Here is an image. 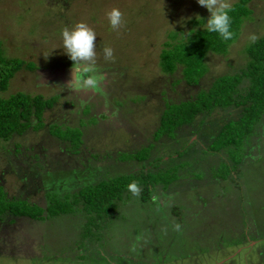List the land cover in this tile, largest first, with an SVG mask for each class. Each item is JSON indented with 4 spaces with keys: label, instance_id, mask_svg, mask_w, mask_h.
Listing matches in <instances>:
<instances>
[{
    "label": "rangeland",
    "instance_id": "obj_1",
    "mask_svg": "<svg viewBox=\"0 0 264 264\" xmlns=\"http://www.w3.org/2000/svg\"><path fill=\"white\" fill-rule=\"evenodd\" d=\"M250 7L230 52H209L206 72L190 85L180 68L162 69L160 52L171 30L209 15L196 0H0L5 51L36 66H22L4 93L57 97L43 127L0 140V184L7 195L46 206L53 194L117 174L144 169L172 180L167 187L158 181L148 200L124 196L92 230L79 210L45 219L6 216L0 264H264V115L228 146L213 148V138L240 116L235 106L200 113L173 137H153L168 103L193 98L216 77L244 66L249 35L264 33V0ZM113 8L122 14L116 29L106 16ZM78 21L96 33L103 79L93 91L66 87L73 62L60 46V32ZM105 46L113 50L111 60L103 57ZM53 124L78 127V146L52 134ZM150 144L148 158L133 157Z\"/></svg>",
    "mask_w": 264,
    "mask_h": 264
},
{
    "label": "trees",
    "instance_id": "obj_2",
    "mask_svg": "<svg viewBox=\"0 0 264 264\" xmlns=\"http://www.w3.org/2000/svg\"><path fill=\"white\" fill-rule=\"evenodd\" d=\"M254 0H236L230 6L231 31L233 36L224 40L217 33H209L201 27L207 16H200L190 21L187 28L178 27L171 30L167 40L163 41L160 52V66L166 72L173 73L180 68L185 81L192 85L199 82L207 70L205 56L209 52L227 54L231 44L239 37L244 20L252 13L250 3ZM201 26V27H200ZM184 32H191L189 38ZM245 64L232 73L220 75L214 79L207 89L200 90L195 97L170 102L163 109L159 125L153 133L157 140L163 135L173 137L176 130L187 123L193 122L200 113H207L216 107L235 106L240 108V116L224 123L216 136L213 148L228 146L235 143L236 136L252 132L260 118L264 115V33L244 46ZM35 68L32 59L26 60L13 56L5 51L0 39V140H8L15 134L24 133L28 128L40 129L45 125L44 112L50 108L56 96L46 97L42 93L15 91L5 94L10 79L22 67ZM247 78L248 84L243 88L241 82ZM243 129H238V127ZM237 128V129H236ZM50 132L60 139L68 140L73 146L81 142L82 131L78 127L62 128L53 124ZM218 144V145H217ZM152 144L136 151L133 157L139 160L148 158ZM171 177V176H170ZM135 181L140 189L142 200L151 197V188L163 181V187L170 184L169 176L162 171L140 170L101 178L86 183L78 190L63 196L58 195L46 206L30 202L24 197H9L0 184V220L9 217L14 221L16 216L32 219H45L65 213L83 211L89 217L87 226L99 227L96 219H107L115 213L118 201L130 193L127 185ZM51 195V193H48ZM96 221V222H95ZM87 236L86 230L82 233Z\"/></svg>",
    "mask_w": 264,
    "mask_h": 264
},
{
    "label": "clouds",
    "instance_id": "obj_3",
    "mask_svg": "<svg viewBox=\"0 0 264 264\" xmlns=\"http://www.w3.org/2000/svg\"><path fill=\"white\" fill-rule=\"evenodd\" d=\"M196 2L208 10L209 15L204 19L201 27L209 33H217L221 39L229 40L233 36L231 31L230 4L226 0H196ZM108 24L111 28L116 29L121 26V12L113 8L106 13ZM191 32H184L189 38ZM61 47L68 58L73 62L70 68L69 79L66 87L73 92L93 91L97 89L100 81L103 79L102 74L98 71L96 63V52L94 37L96 33L91 27L82 21H78L70 27H65L60 32ZM257 39L255 34L249 35L250 41ZM105 60L113 58V50L110 46L103 49ZM127 190L132 195L139 194V187L135 181L127 185ZM179 229V225H174Z\"/></svg>",
    "mask_w": 264,
    "mask_h": 264
}]
</instances>
